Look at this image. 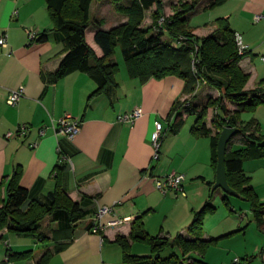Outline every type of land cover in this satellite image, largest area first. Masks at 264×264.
<instances>
[{
  "label": "crops",
  "instance_id": "0c3cea01",
  "mask_svg": "<svg viewBox=\"0 0 264 264\" xmlns=\"http://www.w3.org/2000/svg\"><path fill=\"white\" fill-rule=\"evenodd\" d=\"M206 1L202 0L203 5ZM92 8L93 3L91 13ZM203 11L217 15H208L204 34H199V25L192 26L193 33L208 35L216 28L217 18L227 17L231 28L241 34L248 45L240 61L241 68L249 73L246 88L261 86L264 17L257 22L254 17L264 14V0H222ZM104 18V15L96 17L94 24L111 29L127 21L124 15L123 21L109 25ZM54 27L46 0H0V36L8 35V45H0V193L6 197L8 181L19 166L22 169L19 182L28 189L30 199L44 198L60 181L71 198L83 201L89 214L76 223L73 239L61 252L53 253L49 264H132L124 261L122 248L115 240L118 235L129 236L132 222L138 216L144 214V225L151 235L174 237L178 231L187 234L194 211L210 201L208 181L216 179L210 136L194 133L196 115L191 113L184 115L185 122L178 133L170 132L172 108L176 101L183 100L184 80L177 76L152 77L142 82L129 74L124 57L121 60L114 55L119 64L115 82L101 90L88 73L81 71L55 80L64 56V44L63 35ZM26 28L46 32L47 38L32 41ZM86 37L96 54L102 56L101 48L94 41L93 25L88 28ZM21 85L25 86V95L15 105H8L9 91ZM135 107L143 108V116L133 123L118 120L120 114ZM66 113L80 117L83 122L80 132L72 139L53 129V124ZM210 115L208 112L209 118ZM240 119H257L264 135V104L242 111ZM158 121L163 124V134L160 157L155 159L152 136ZM21 123L30 125L26 136L7 139L6 133L15 131ZM206 123L211 126L210 122ZM42 128H45L44 135L39 133ZM61 163L63 168L56 172V165ZM244 170L264 202V157L245 160ZM171 171L185 174V195L171 191L162 193L157 188L155 177ZM222 196L224 199L226 195ZM226 200L230 202L229 198ZM104 205L113 207V211L104 216V223L115 217H131V220L107 225L99 233H93L89 228L93 214ZM240 210L238 229L244 228L246 234L256 221L253 218L251 224L248 222L250 225L242 227L249 215L248 210L242 207ZM250 211L253 213L251 208ZM41 224L49 237L46 240L37 241L4 229L0 234V262L7 248L18 252L33 250L35 259L14 264H34L47 250L53 251L52 232L59 223L48 217ZM256 226L262 234L264 226L260 228L257 223ZM232 229L235 228L222 227L216 235L205 232V238H218L217 242L204 255L198 251L189 255L203 257L209 264L233 263L239 255L232 258V245H221L234 238L230 234ZM5 239L9 247L5 246ZM130 242L133 254L152 253L150 245L132 239ZM259 245L261 251L263 236ZM170 248L163 249L161 255L168 256L172 252L182 255L180 247ZM257 256L263 264L261 252ZM256 257L251 258L253 263Z\"/></svg>",
  "mask_w": 264,
  "mask_h": 264
},
{
  "label": "trees",
  "instance_id": "16d2710c",
  "mask_svg": "<svg viewBox=\"0 0 264 264\" xmlns=\"http://www.w3.org/2000/svg\"><path fill=\"white\" fill-rule=\"evenodd\" d=\"M93 1L46 0L54 28L63 35L64 44V56L54 79L58 80L81 71L88 73L97 83L98 90H101L115 82L119 64L113 57L117 47H120L129 74L140 78L142 82L152 77L173 75L184 80L183 95L194 93L203 84L217 89L218 96L209 92L204 95V99H208L206 103L202 101L185 106L181 100L176 101L170 115V119H173L170 132H179L185 122L186 113L195 114L193 131L196 135L210 136L211 159L216 169L217 142L220 135L217 129L224 125L240 128V132L230 141L227 149V177L230 186L248 201L257 225L262 228L264 202L251 183V177L245 173L244 162L250 158L264 157V135L261 134L257 119L242 121L240 113L264 104V79L261 86L246 88L249 73L240 66L245 54L238 53L236 32L231 28L228 18H217L214 21L216 28L208 35L199 36L193 33L190 25L192 14L200 5L199 0L171 2L169 13L163 0H114L117 10L127 17V21L105 29L102 24L95 25L91 17ZM206 2L205 9L220 4L222 0ZM154 6L156 9L150 13L154 21L145 25L147 12ZM161 16H165L164 25L158 24ZM90 25L94 26V41L101 48L102 56H98L87 41L86 35ZM165 32H169L171 39L181 44L176 46L175 43L166 41ZM46 38V32H40L36 40L43 41ZM212 106L218 109L219 119L213 115L214 123L209 126L206 117L208 109ZM234 144L239 147L233 148ZM62 168V163L57 164L55 171ZM21 173L22 169L18 166L8 181L6 197L3 198L0 193V234L4 229H8L37 241L46 240L49 237L42 230L41 221L46 217L57 221L58 228L52 232L53 251L47 250L34 262L49 264L53 253L61 252L73 239L76 223L85 218L89 210L83 207V201L71 198L60 181L44 198L30 199L28 189L19 182ZM213 183L208 181L210 186ZM216 190L211 191V198ZM226 199L227 196H224L227 202ZM214 210L215 206L206 201L194 212V217L187 227V234L178 233L174 237L168 234L151 235L145 228L142 214L132 222L129 236L118 235L115 242L122 248L124 261L132 264H209L203 257L196 258L189 254L198 251L204 255L209 247L217 242L218 238H205L203 230L205 215ZM89 228L91 230L92 224ZM131 239L150 245L152 253L133 254ZM170 246L180 247L182 255L172 252L168 256H162L161 251ZM260 252L264 264V247ZM5 256L13 262L35 259L31 249L18 252L7 248Z\"/></svg>",
  "mask_w": 264,
  "mask_h": 264
},
{
  "label": "rangeland",
  "instance_id": "374dc122",
  "mask_svg": "<svg viewBox=\"0 0 264 264\" xmlns=\"http://www.w3.org/2000/svg\"><path fill=\"white\" fill-rule=\"evenodd\" d=\"M101 1L102 0L93 1V8H92V13H91L92 15L91 17L93 20L96 17H101L102 15H104L105 22H107V24L109 25H114L116 23L118 24L124 20V14H122L121 12L117 10L114 0H103L105 1L103 2V6L100 5ZM163 1L168 6V13H169V4L171 2H176L177 0H163ZM124 2L126 3V1ZM199 4L200 5L198 6V10H196L195 13H197L199 10L201 11L197 14L195 13L192 14L190 18V25L191 26L199 25L200 26L199 34H204L203 32L206 30V22H207L208 15H214V16L217 15V13H215L217 10H215L213 14L212 12H205L203 11L204 5H203L202 0H199ZM154 9H156V6ZM153 21H154V17L152 16V14H150L147 16L145 25L151 24L153 23ZM164 39L166 41H171L175 43L176 46L181 44V42H178L177 40L176 41L172 40L169 32H165ZM116 56L119 57V59L121 60L123 59L120 47H117L115 57ZM207 92L212 93L213 96H218L217 89L209 86L208 84L207 85L203 84L199 88H197L194 93L183 95V100H181V103L182 105H185V106L187 105L192 106L196 102L198 103L202 101L203 103H206L208 99L206 97L204 99V95ZM214 109H215V106L210 107L208 109V112H211L210 118L208 116L206 117V121L210 122L211 124L213 123L212 117L214 113L212 112ZM237 147L239 146L236 145L235 148ZM222 195H226L227 198L230 199V202L229 201L226 202L223 199ZM209 200L211 201L213 205H215V210L213 212L207 213L204 217V221H203L204 235H205V232H208V234L214 232V234L216 235L218 230H220L222 227L235 228V229H232L230 233L231 236L233 235L232 237L234 238H230V240H225V242L221 244L224 247H227L225 245H232V248L230 250V256L232 258L235 257L236 255L250 256L254 258V256L256 257V255L260 254V247H257V246H261L259 244L262 239V236L264 237V232L262 231V234H261V230L256 226V223L254 221H253V224L250 225L251 224L250 222L253 220L254 216H253V213L250 211V206H249L248 201L244 200L243 198H239L236 196L226 194L221 188H218L213 194L212 198H209ZM241 207L243 208L244 211L248 210V215H249V218L244 220V225L242 226V227H245L247 224L250 223L249 224L250 226L248 227V232L246 234H244L241 228L238 229V226H239L238 217L241 213V210H240ZM177 233L173 236H176ZM169 249L171 248L169 247ZM259 258L260 257L257 256L255 258L256 259L255 262L253 263L252 261V264H260ZM229 263L233 264L231 261Z\"/></svg>",
  "mask_w": 264,
  "mask_h": 264
},
{
  "label": "built area",
  "instance_id": "2783aa9c",
  "mask_svg": "<svg viewBox=\"0 0 264 264\" xmlns=\"http://www.w3.org/2000/svg\"><path fill=\"white\" fill-rule=\"evenodd\" d=\"M18 11H15L17 13ZM264 17V14H257L254 17V21L257 22ZM165 23V16H161L158 19L159 25H164ZM28 33V37L30 40L35 41L40 33V31L26 28ZM236 37V44L238 48V53L240 55L245 54L248 51V45L243 41L241 34H235ZM184 39V37H181ZM0 45L6 47L8 45V35L6 33L1 34L0 36ZM25 95V86L21 85L15 89L9 91L6 102L8 105H15L23 96ZM214 117L218 115V109L213 110ZM144 111L141 107H135L133 110L120 114L118 120L121 122H128L133 123L135 120L143 116ZM216 119V118H215ZM214 123V119H212ZM218 121V120H217ZM82 120L78 116H74L72 114L66 113L65 115L61 116L55 124H53V129L55 132L59 134H63L68 138L72 139L75 137L82 128ZM223 128V127H222ZM222 128H218L217 132L221 133ZM30 125L28 123H21L17 127L15 131H8L6 133L7 139L11 137H24L30 131ZM41 135L45 134V128L39 130ZM163 134V124L161 122L156 123V130L152 136V144L154 147V158L158 159L160 157L159 147L161 144V138ZM185 174L177 171H171L170 173L162 176V177H155V183L159 191L162 193L166 192H174L176 195H185ZM113 211V207L109 205L100 206L96 213L93 215L91 224L92 228L91 231L93 233H99L101 229L107 225H119L126 221L131 220V217H115L109 219L107 222H103V218L106 214ZM5 246L9 247L8 239L4 240ZM252 259L250 257H235L233 259V264H251ZM0 264H14V262L8 257L5 256L4 260L0 262Z\"/></svg>",
  "mask_w": 264,
  "mask_h": 264
},
{
  "label": "water",
  "instance_id": "95a60500",
  "mask_svg": "<svg viewBox=\"0 0 264 264\" xmlns=\"http://www.w3.org/2000/svg\"><path fill=\"white\" fill-rule=\"evenodd\" d=\"M240 132V128L232 125H224L218 137L216 166V179L211 186V191L221 188L226 194L242 198L241 193L233 189L228 181L226 168V153L230 141Z\"/></svg>",
  "mask_w": 264,
  "mask_h": 264
}]
</instances>
